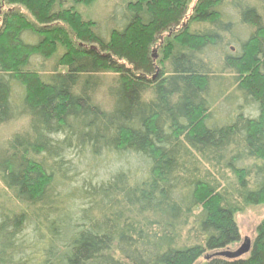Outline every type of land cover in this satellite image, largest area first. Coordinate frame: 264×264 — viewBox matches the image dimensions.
I'll return each instance as SVG.
<instances>
[{"label":"trees","instance_id":"16d2710c","mask_svg":"<svg viewBox=\"0 0 264 264\" xmlns=\"http://www.w3.org/2000/svg\"><path fill=\"white\" fill-rule=\"evenodd\" d=\"M93 1L0 0V125L29 118L0 147V264H196L237 245L235 216L264 204L262 16L240 6L256 30L226 55L222 0L196 6L214 29L173 38L187 0L129 2L106 28L74 10ZM244 255L201 264H264V219Z\"/></svg>","mask_w":264,"mask_h":264},{"label":"rangeland","instance_id":"374dc122","mask_svg":"<svg viewBox=\"0 0 264 264\" xmlns=\"http://www.w3.org/2000/svg\"><path fill=\"white\" fill-rule=\"evenodd\" d=\"M62 1L66 2L65 7L72 6V3H71L72 0H62ZM133 1H136V0H94L90 5L89 4L88 5L86 4L76 5L74 7V10L79 12L83 16L84 19L92 20L93 22L100 24L101 28H106V27H109V22L111 21H108V20L110 19V16L113 14L114 10L115 9L117 10V8L120 9L121 7H124V6L126 7V5L129 2H133ZM198 1L199 0H187L188 11L186 12V14H184L185 18L181 19V23L176 27L177 30L170 31L169 32L170 35L168 34V36H172L173 38L175 34H177L179 32V29L181 28H184L185 32L188 31L191 33L198 32V31L203 33V32H207L209 30L214 29V26L207 21L200 22V21L195 20V14L197 13L196 6H198L199 4ZM222 3H224L225 5L223 6V11H225V13L229 15V19L231 21L232 20L234 21V23L232 22L231 28L229 30L223 31L222 33L220 32V36L223 38V44L227 48L225 49V54L226 55H230V54L240 55L242 53L241 51L242 43L247 42V40L250 38L251 34L256 30V28L252 25L250 26L249 24H245L240 21V18H239L240 16L238 12L239 8L240 6L242 8L247 5L256 7L259 14L262 16L263 24H264V2L261 0H222ZM233 4H236L237 7L235 8ZM112 28L113 27L110 26V29ZM172 33H175V34H172ZM160 40L161 41H159L160 42L159 44L161 45L156 46L155 44L151 50V55L154 54L153 50H155L154 56L156 57L153 56V60L155 61V66H156L155 73H157L162 68H165V63L163 64L162 62V59H163L162 53H163V47L165 46L164 45L165 39L161 38ZM171 41L174 42V40H171ZM176 43L177 42H175V44ZM176 49H179V47H177ZM62 50L63 49L61 48L60 50H58L56 56L54 57V61L46 63V66L48 67V69L47 68L45 70L40 69L41 71H43V74L45 75V77H47V79H48V76L50 75V70L53 68L54 64L57 61H59L58 58L60 57L59 55H61V53L63 52ZM226 52H228V54ZM100 77L103 79V81L100 83L97 89L96 101L99 104L105 106L106 108H110L111 100L109 99L108 89L110 85L112 84V81L114 79V74L107 72V73L101 74ZM147 94H151V92H148ZM238 97H240V95H238ZM230 104L231 103H229V105ZM237 104L238 106L237 105L233 106V109H232L234 114L238 112L235 115H239V112L242 113L241 111H243L246 108L245 106L247 104V101L246 102L238 101ZM249 104H251V101H249ZM229 105H226L227 108L229 107ZM218 106H220L223 109L224 103L218 104ZM234 107L236 108V110ZM224 110H227V109L224 108L223 111ZM243 112H245L246 115L247 114L249 115L251 111L248 109L247 111L244 110ZM223 122L224 121L220 120L218 123L222 124ZM28 125H29V118L27 117H20L19 119H15L7 124L0 125V147L5 144L7 139L10 138L14 132L24 131L28 128ZM227 173L232 176L231 172L227 171ZM1 189H2V185L0 183V190ZM235 219H236L237 225L241 233V241L237 245H234L228 248V250L230 251H236L244 243V240L246 238L250 240L254 239L255 234H256V227L264 219V204L244 206L242 210L237 213V215L235 216ZM189 228L190 226H187V227L185 226V228L183 229L184 233H182V235H184V237L182 238V241H185L187 239L186 232L187 230H189ZM194 241H196V239L193 238V242ZM209 258H206V256L202 257L201 260L198 261L196 264H201L204 261H206V259H209Z\"/></svg>","mask_w":264,"mask_h":264},{"label":"water","instance_id":"95a60500","mask_svg":"<svg viewBox=\"0 0 264 264\" xmlns=\"http://www.w3.org/2000/svg\"><path fill=\"white\" fill-rule=\"evenodd\" d=\"M250 247H251V240L246 238L244 240V243L236 251H230V250L220 251V252H216V253H213V254H209V255L206 256V258H209L211 256H215V255L226 256V257H229V258H237V257H240V256L246 254L247 252H249Z\"/></svg>","mask_w":264,"mask_h":264}]
</instances>
